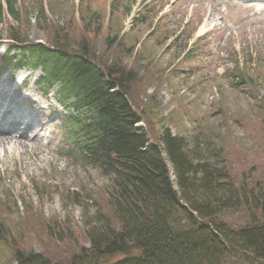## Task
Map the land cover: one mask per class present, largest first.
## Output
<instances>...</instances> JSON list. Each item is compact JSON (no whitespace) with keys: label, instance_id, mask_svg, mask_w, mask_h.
<instances>
[{"label":"rangeland","instance_id":"374dc122","mask_svg":"<svg viewBox=\"0 0 264 264\" xmlns=\"http://www.w3.org/2000/svg\"><path fill=\"white\" fill-rule=\"evenodd\" d=\"M16 9L17 23L5 10L0 20V80L12 75L10 85L3 82L0 89L17 88L25 78L15 101L32 102L20 103L29 116L21 121L31 122V134L43 143L24 153L0 154V234L8 239L0 244V264L22 250L67 264L88 247L85 233L112 217L106 198L110 182L84 164L71 142V110L58 105L63 104L59 85L46 89L41 72L28 68L14 73L15 52L3 57L16 34L48 47L58 39L68 52L85 42L97 65L131 70L145 94L135 90L136 96L155 101L157 112L144 115L150 140H156L163 117L170 133L196 147L204 161L217 170L231 166L235 186L242 172L246 185L264 184V0H16ZM206 21L211 25L199 34ZM217 149L223 164L211 155ZM170 180L176 189L172 171ZM71 193L79 205L61 201ZM181 216L179 210L176 218ZM227 217L235 224L243 218L238 212Z\"/></svg>","mask_w":264,"mask_h":264},{"label":"trees","instance_id":"16d2710c","mask_svg":"<svg viewBox=\"0 0 264 264\" xmlns=\"http://www.w3.org/2000/svg\"><path fill=\"white\" fill-rule=\"evenodd\" d=\"M2 1L0 20L5 10L17 23L16 0ZM44 13L40 8L39 15ZM90 24L84 25L86 31ZM10 42L7 53L16 51L20 57L16 67L40 69L46 88L59 85L63 105L71 110V142L84 164L110 182L111 219H101L99 228L85 233L88 247L73 253L67 264H264L263 183L246 185L242 172L235 186L231 166L217 170L204 161L196 147L190 149L183 137L170 133L163 117L156 140H150L144 115L157 112L155 101L136 96L140 90L131 70L117 63L97 65L85 42L74 52L58 39L48 47L23 42L16 34ZM234 78L244 82L242 76ZM220 149L210 153L223 164ZM191 194L200 201H192ZM60 199L79 205L74 193ZM237 212L242 221L229 222L227 215ZM7 241L0 234V244ZM116 257L121 258L105 262ZM54 263L63 264L22 250L11 252L3 264Z\"/></svg>","mask_w":264,"mask_h":264},{"label":"bare ground","instance_id":"6f19581e","mask_svg":"<svg viewBox=\"0 0 264 264\" xmlns=\"http://www.w3.org/2000/svg\"><path fill=\"white\" fill-rule=\"evenodd\" d=\"M213 21L215 20L210 22ZM209 25L211 24L206 21L200 29L199 34L206 32ZM11 81V75H7L0 80V85L3 82L10 85ZM24 82L25 78L21 80V85L24 84ZM21 85L14 89L7 87L0 89V100H2V104H0V154L3 152L4 155H6V153L10 155L11 153H14V151L19 152V150L24 153L25 150L31 147L34 143H43L41 138L32 135L34 133L32 132L33 126L31 125V122L21 121L22 119L29 118V116L24 115V113L22 114L20 103L24 101L25 104L27 103L26 105H33L32 102L27 100H21L20 102L15 101L16 97H20L23 94ZM38 96L40 99L45 98L44 93H39ZM5 99H7L8 102ZM36 107L37 106H35V108ZM9 158V156H6L4 159Z\"/></svg>","mask_w":264,"mask_h":264}]
</instances>
